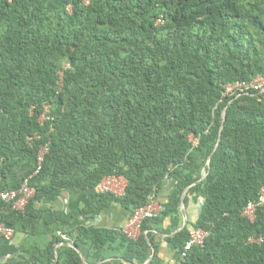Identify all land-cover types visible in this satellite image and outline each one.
<instances>
[{"label":"trees","instance_id":"16d2710c","mask_svg":"<svg viewBox=\"0 0 264 264\" xmlns=\"http://www.w3.org/2000/svg\"><path fill=\"white\" fill-rule=\"evenodd\" d=\"M259 77L264 0H0V193L20 188L48 144L25 210L0 200V223L51 236L24 264H83L63 236L88 264H145L152 251L159 264L158 234L176 264H264V204L243 216L264 186V91L225 95ZM107 177L126 180L123 195L96 191ZM166 180L136 239L86 226L112 204L131 214ZM64 192L91 201L64 216L53 207ZM183 195L202 205L179 230ZM189 226L208 237L181 259Z\"/></svg>","mask_w":264,"mask_h":264},{"label":"built area","instance_id":"2783aa9c","mask_svg":"<svg viewBox=\"0 0 264 264\" xmlns=\"http://www.w3.org/2000/svg\"><path fill=\"white\" fill-rule=\"evenodd\" d=\"M89 3V0H86ZM157 24H164V20H158ZM58 85L62 86V74H60V79ZM249 89H254L258 91H264V77H259L253 82L246 84L236 82L234 84H229L225 87V95H232L235 92L245 93ZM49 107L46 106L44 113L39 117L38 122L44 124L46 121H52V117L49 115ZM207 133V132H206ZM40 136L34 134L27 138V142L31 143L34 140H39ZM192 147L196 148L199 144L198 138L195 136H190L189 138ZM48 153V144H46L38 153L36 160V167L34 172L26 177L18 190H12L0 193V200L6 203L12 204V210L17 212H23L29 201L34 198L36 194V189L32 185V180L38 175L41 170L42 163L44 161L45 155ZM123 178L117 177H107L105 178L97 187L96 191L99 193H111L115 196H121L124 193V188L126 184L123 183ZM126 181V180H125ZM120 184L121 188H120ZM119 189V190H118ZM264 204V186L260 190L258 202H249L243 211V216H245L249 221L254 222L256 208ZM162 210L160 203L155 195L149 197L147 204L135 208L130 214L126 227L121 229V231L130 239H136L140 234L141 224L145 220L154 219ZM14 234V230L3 223H0V236L6 240H10ZM138 236L136 237V235ZM208 237V232L204 229H192L189 232L188 241L186 242L184 248L181 251V259H184L187 253L196 245L203 244L204 240ZM262 242V238L251 237L248 240L249 244H258Z\"/></svg>","mask_w":264,"mask_h":264},{"label":"crops","instance_id":"0c3cea01","mask_svg":"<svg viewBox=\"0 0 264 264\" xmlns=\"http://www.w3.org/2000/svg\"><path fill=\"white\" fill-rule=\"evenodd\" d=\"M27 170V167L19 169V174ZM124 185L126 181L123 180ZM173 182L171 180H166L157 195V200L159 203L166 202L169 193L173 188ZM91 201V193L77 194L75 196H70L68 193H62L54 203V209L61 212L64 216H67L71 211L80 209L87 203ZM202 202L194 203L190 198L187 205H181V217L182 226L194 224L197 220L200 206ZM130 216V212L124 210L116 204L110 205L107 209H104L98 216H95L92 220L86 223V226L91 228L93 231H98L101 229L108 230H121L126 227L127 220ZM180 227V228H181ZM189 229H192L189 226ZM14 230V229H13ZM138 234L136 235V237ZM166 236L163 234L157 235V241H159L158 248V259L159 264H176L174 261V251H172L167 243L165 242ZM51 239L50 235L41 234L39 236H31L27 233L19 232L14 230V234L10 240H6L0 236V264H24L29 259V252L44 248L46 243ZM63 239L67 241V245L77 251L82 263L88 264L85 259V247L77 249L73 243L67 240L66 236ZM74 246V247H73ZM57 257V255H56ZM121 261L120 258H107L100 263L111 262V261Z\"/></svg>","mask_w":264,"mask_h":264},{"label":"water","instance_id":"95a60500","mask_svg":"<svg viewBox=\"0 0 264 264\" xmlns=\"http://www.w3.org/2000/svg\"><path fill=\"white\" fill-rule=\"evenodd\" d=\"M220 137H221V129H220V132H219L218 140L220 139ZM207 166H208V162H207L206 166H205V167L203 168V170H202V174H201V179H200V181H202V180L207 176V173H206V168H207ZM183 204H184V195H183L182 200H181V205H183ZM183 228H184V226H182L179 230H182ZM179 230H178V231H179ZM73 247H74V246H73ZM153 256H154V251H152V255L149 257V259L146 261L145 264H149L150 261L152 260Z\"/></svg>","mask_w":264,"mask_h":264},{"label":"rangeland","instance_id":"374dc122","mask_svg":"<svg viewBox=\"0 0 264 264\" xmlns=\"http://www.w3.org/2000/svg\"><path fill=\"white\" fill-rule=\"evenodd\" d=\"M121 185H122V184H120V188H121ZM118 190H119V189H118Z\"/></svg>","mask_w":264,"mask_h":264}]
</instances>
